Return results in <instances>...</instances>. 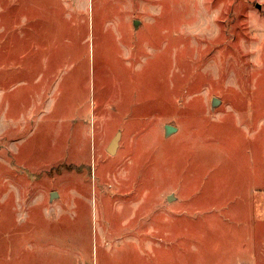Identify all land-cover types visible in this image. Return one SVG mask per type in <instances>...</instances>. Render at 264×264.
I'll return each instance as SVG.
<instances>
[{
  "label": "rangeland",
  "instance_id": "obj_1",
  "mask_svg": "<svg viewBox=\"0 0 264 264\" xmlns=\"http://www.w3.org/2000/svg\"><path fill=\"white\" fill-rule=\"evenodd\" d=\"M0 264H264V0H0Z\"/></svg>",
  "mask_w": 264,
  "mask_h": 264
},
{
  "label": "water",
  "instance_id": "obj_2",
  "mask_svg": "<svg viewBox=\"0 0 264 264\" xmlns=\"http://www.w3.org/2000/svg\"><path fill=\"white\" fill-rule=\"evenodd\" d=\"M258 8H259V7H257V9H258ZM137 27H138V23L136 22V23H134V29H137ZM218 105H219V102H218L217 100H213V101H212V104H211L212 109H215ZM176 132H177V131H176L174 128H172V127L167 126V127L164 128V135H165V138H168V137L172 136V135L175 134ZM120 139H121V134H118V135L113 139V141L111 142L110 146L108 147L107 152H108V154H109L110 156H113V155L116 154L117 149H118V147H119ZM54 196H55V195H53V198H54ZM171 200H172V197L169 199V201H171Z\"/></svg>",
  "mask_w": 264,
  "mask_h": 264
},
{
  "label": "bare ground",
  "instance_id": "obj_3",
  "mask_svg": "<svg viewBox=\"0 0 264 264\" xmlns=\"http://www.w3.org/2000/svg\"><path fill=\"white\" fill-rule=\"evenodd\" d=\"M85 206H86V205H85ZM85 206H84V207H85Z\"/></svg>",
  "mask_w": 264,
  "mask_h": 264
}]
</instances>
